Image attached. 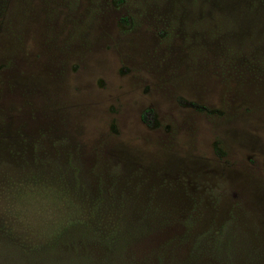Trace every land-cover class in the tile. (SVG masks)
<instances>
[{
  "label": "rangeland",
  "instance_id": "obj_1",
  "mask_svg": "<svg viewBox=\"0 0 264 264\" xmlns=\"http://www.w3.org/2000/svg\"><path fill=\"white\" fill-rule=\"evenodd\" d=\"M0 264H264V0H0Z\"/></svg>",
  "mask_w": 264,
  "mask_h": 264
}]
</instances>
